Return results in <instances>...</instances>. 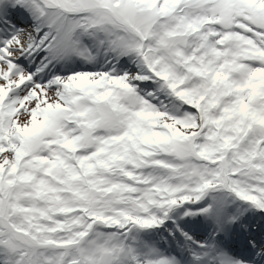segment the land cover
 Here are the masks:
<instances>
[{
    "label": "snow or ice",
    "instance_id": "snow-or-ice-1",
    "mask_svg": "<svg viewBox=\"0 0 264 264\" xmlns=\"http://www.w3.org/2000/svg\"><path fill=\"white\" fill-rule=\"evenodd\" d=\"M0 264H264V0H0Z\"/></svg>",
    "mask_w": 264,
    "mask_h": 264
}]
</instances>
